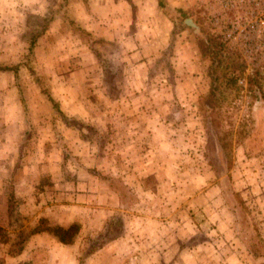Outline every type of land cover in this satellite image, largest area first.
Here are the masks:
<instances>
[{
    "label": "rangeland",
    "instance_id": "374dc122",
    "mask_svg": "<svg viewBox=\"0 0 264 264\" xmlns=\"http://www.w3.org/2000/svg\"><path fill=\"white\" fill-rule=\"evenodd\" d=\"M113 1L0 0V264H264V29L234 30L264 0H121L109 40ZM201 29L245 63L219 162L199 103Z\"/></svg>",
    "mask_w": 264,
    "mask_h": 264
},
{
    "label": "trees",
    "instance_id": "16d2710c",
    "mask_svg": "<svg viewBox=\"0 0 264 264\" xmlns=\"http://www.w3.org/2000/svg\"><path fill=\"white\" fill-rule=\"evenodd\" d=\"M157 5L166 10L172 9L170 6H168L165 0H157ZM55 12L56 10L51 11L50 13L41 17V19H39L38 21L37 28H34L29 32V52H32L33 47L37 42V37L42 34V32L47 28ZM69 22L72 23V20L70 18ZM180 23L182 26H189L183 23L182 20L180 21ZM72 27L74 31H78L80 34H82V36L87 37L90 41L93 40L86 29L81 28L73 23ZM201 34L200 46L210 55L211 60L209 67L211 86L208 93L199 99V103L201 105L203 117L205 120L204 127L207 128L208 131L209 143L211 146V156L219 162L222 158V151L225 149V146H227L231 142V139L229 140V142L224 141V139L226 138V134H219V131L221 132V130L224 129V127L226 128V125L228 124V122L225 120L226 116L222 115L224 111L223 108L227 104V102L231 100L239 91L233 89H238V87H236L237 78L239 76V73L241 74L244 71L245 63L238 57L237 54L228 49L226 43H224L221 39L204 33L202 29ZM172 36L171 40L173 38ZM102 59L103 58L101 57V60ZM5 68H7V66L0 65V70ZM257 73L258 71L255 70L254 74L256 75ZM15 74L17 77V70H15ZM254 74L247 76V82L250 83V86H252L253 83L259 84ZM252 91H254L253 96L255 97L259 96V93L260 95H263L262 90ZM50 99L52 100V105L54 106L55 110L61 113L62 111L60 110L57 101L51 97ZM224 121H226L227 123ZM249 123H253V116L239 123L236 129L237 140L243 141L246 136L250 135L252 125L249 126ZM228 133L232 132L228 131ZM37 230L42 229L36 228L35 231ZM49 230H52L55 234H57L59 240L62 242H69L71 240L70 237L65 236L64 232L66 231V228H63L62 226H54Z\"/></svg>",
    "mask_w": 264,
    "mask_h": 264
},
{
    "label": "crops",
    "instance_id": "0c3cea01",
    "mask_svg": "<svg viewBox=\"0 0 264 264\" xmlns=\"http://www.w3.org/2000/svg\"><path fill=\"white\" fill-rule=\"evenodd\" d=\"M122 4H121V0H117V3H114V1L112 2V9L113 10H117V11H119V13H118V15H116V14H113L112 16L110 15V18H109V22H111V20H112V26H109L110 27V33L109 34H106V38H108L109 40H111V39H116V31H115V29H116V26L117 25H120L119 26V29H118V31L121 29V23H122V21H124V20H122V18H121V14H123L124 15V13L126 14L127 13V11H124V12H121L122 11V6H121ZM130 13V12H129ZM114 23V24H113ZM111 27H113V28H111ZM123 29V28H122ZM115 36V37H114ZM188 80H191L192 78L191 77H189L188 76V78H187ZM179 84H181L180 85V87L182 86H184V84L185 83H182V81L181 82H179ZM182 89H184V87L182 88ZM208 88H204V90H207ZM187 90V89H186ZM8 139V138H7ZM1 141V140H0ZM5 144L7 145V146H9V144H10V142L8 141V140H5L4 142L3 141H1L0 142V157H3L4 155H3V153L5 152V149H7V147H5ZM4 173V170H3V168H1V165H0V174H3ZM22 185H25V184H23V180H22ZM0 207H1V209L2 210H4V212L6 211V209L8 208V202L7 203H5L4 205H0Z\"/></svg>",
    "mask_w": 264,
    "mask_h": 264
},
{
    "label": "built area",
    "instance_id": "2783aa9c",
    "mask_svg": "<svg viewBox=\"0 0 264 264\" xmlns=\"http://www.w3.org/2000/svg\"><path fill=\"white\" fill-rule=\"evenodd\" d=\"M257 2H259V1H257ZM242 28L244 30H246V32L247 31H253V33L259 34V32L264 29V8H262L260 10V12H259V14L257 16L256 22L247 21V23L245 25H243V26H241L240 24L237 23L235 25V29L234 30L236 32H240ZM244 35L246 36V40H244L242 42L243 46L248 45V47H249V46H252L254 44L253 42L256 43V39L255 38L249 36L247 33H244ZM248 47L246 46L247 51L250 50V48H248Z\"/></svg>",
    "mask_w": 264,
    "mask_h": 264
},
{
    "label": "water",
    "instance_id": "95a60500",
    "mask_svg": "<svg viewBox=\"0 0 264 264\" xmlns=\"http://www.w3.org/2000/svg\"><path fill=\"white\" fill-rule=\"evenodd\" d=\"M185 21L192 26L198 27V25L194 21H192L190 17L186 18Z\"/></svg>",
    "mask_w": 264,
    "mask_h": 264
}]
</instances>
